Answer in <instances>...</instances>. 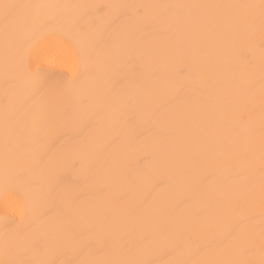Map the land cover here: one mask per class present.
<instances>
[{
  "label": "snow or ice",
  "instance_id": "1",
  "mask_svg": "<svg viewBox=\"0 0 264 264\" xmlns=\"http://www.w3.org/2000/svg\"><path fill=\"white\" fill-rule=\"evenodd\" d=\"M199 9L217 11L185 12ZM0 29L5 45L0 81L10 100L2 195L25 212L23 197H29L33 213L27 227L5 224L0 264H264V62L257 155L254 74L224 79L221 72L219 88L194 93V110L162 123L171 99L159 90L160 54L140 46L146 32L163 41L199 34L221 56L228 49L237 63L251 66L241 53L258 48L264 57V0L224 5L0 0ZM57 53L72 56L77 75L53 92L40 67ZM185 86L178 83L172 99L182 101ZM141 110L156 120L151 130L153 154L160 160L156 186L175 182L185 189L182 198L161 208L130 200L118 186L131 182L109 144L81 139L99 125L118 141ZM74 121L80 128L70 136L64 128ZM181 141L187 152L178 163ZM77 169L83 182L72 177ZM210 184L218 186L217 194H204ZM197 193L202 202L194 206Z\"/></svg>",
  "mask_w": 264,
  "mask_h": 264
},
{
  "label": "bare ground",
  "instance_id": "2",
  "mask_svg": "<svg viewBox=\"0 0 264 264\" xmlns=\"http://www.w3.org/2000/svg\"><path fill=\"white\" fill-rule=\"evenodd\" d=\"M10 2L21 3H54V4H117V3H143V4H184V5H224V4H259L260 0H10ZM215 9L185 10L187 14L200 13L214 15ZM243 11V10H242ZM258 17V10H256ZM257 39L259 38V22L256 27ZM246 43L241 41L240 44ZM140 46L149 53H159V68L162 73V81L159 85L161 97L171 99L168 111L161 116V122L167 123L177 116L192 111L197 106V97L194 93L203 88L211 93L220 87L221 72L224 79L233 74L246 78L254 74L256 79V110L253 116V125L257 133V155H258V135L260 126L259 113V80L260 68L264 57L257 48L249 53H241L251 61V66L237 63L236 58L228 49H225L222 56L217 49L205 40L203 35L183 34L179 37L172 36L170 40L163 41L155 32H146L141 38ZM5 58V45L2 29H0V72H2ZM219 65V66H218ZM35 70V66H33ZM40 72L48 79L50 89L55 92L73 81L77 75V67L70 54L57 53L49 56L41 63ZM190 78V79H189ZM185 83L183 100L176 96V86L178 83ZM10 100L6 97L2 81H0V257L5 237V224L11 227H27L33 221L30 198L23 197L28 204L25 212L13 201L5 202L2 195V181L4 169V113ZM85 106L89 101L84 100ZM99 119V118H98ZM156 126V120L150 113L141 110L137 115L134 125H125L121 132L120 139L113 141L107 129L102 126L89 127L85 136L81 139L99 143L101 146L109 144L110 151L119 156L120 163L125 168L130 184L118 185L125 187L128 191V198L132 201H147L152 208H161L166 204H171L175 199H180L185 195L184 187L175 182L160 184L158 187V177L155 175L160 170V160L153 154L154 137L152 129ZM80 128L78 121H74L64 128L70 136L77 135ZM176 151L181 154L178 163L185 160L184 153L187 149L183 147V141L176 145ZM73 178L84 180V173L77 169L72 173ZM219 191L217 185H208L204 194L215 195ZM239 194V192H237ZM201 193H197L193 198V205L199 206ZM7 217V220L5 219ZM13 221L15 222L13 224Z\"/></svg>",
  "mask_w": 264,
  "mask_h": 264
}]
</instances>
